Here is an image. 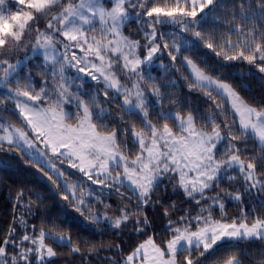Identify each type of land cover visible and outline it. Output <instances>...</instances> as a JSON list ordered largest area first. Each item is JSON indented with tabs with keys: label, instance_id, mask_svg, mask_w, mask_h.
Here are the masks:
<instances>
[{
	"label": "snow or ice",
	"instance_id": "obj_1",
	"mask_svg": "<svg viewBox=\"0 0 264 264\" xmlns=\"http://www.w3.org/2000/svg\"><path fill=\"white\" fill-rule=\"evenodd\" d=\"M14 4H26V8L16 7L13 11ZM222 6L223 0H164L162 5L158 0H0V111L7 112L8 104H13V114L19 121L17 126L0 116V149L8 145L26 155L30 163L46 168V175L52 173L49 180L54 184L59 182L58 187L65 193L63 199L71 197L75 210L82 215L87 211V218L95 224L108 221L116 229L127 227L131 217L153 204L152 196L165 179L175 181L173 189H182L198 206L202 201L212 200L196 216L188 214L175 222L169 220L165 228L169 239L157 244L149 237L135 246L123 264H204L201 258L225 240H264V219L255 217L249 225L247 213L242 211L241 217L232 223L214 220L212 210L219 208L223 216L225 205L219 196L206 195V190L222 182L221 174L227 175L229 171L242 177L243 192L251 194L255 189L258 196L264 195V179L257 175L258 169H264V106L248 104L230 84L209 75L188 57L181 62L187 71L188 88L202 91L212 101L215 110L211 115L160 111L157 119L164 123L155 124L148 118L150 104L142 86L145 77L141 65L151 64L153 56L162 49L168 50V56L175 62L188 42L185 33L195 37L193 45L200 41L217 56L223 53L226 60L242 59L264 73V0H257L255 9L251 0H241L229 23H235L238 18L242 24L229 28L227 39L217 36L215 30L207 33L198 30ZM43 21L46 24L42 30ZM250 22L252 26L247 27ZM127 23L144 26L141 30L144 45L123 35ZM157 25L179 28L166 34L158 32ZM232 35L239 39L233 42ZM33 39L35 42L31 43ZM29 43L33 53L42 55V67L52 81L51 87L45 81L37 90L31 74L20 75L23 61L16 54L27 49ZM141 47L147 50L143 59L137 54ZM116 67L128 77L131 87L121 83ZM70 68L103 83L106 99L110 90L115 92L111 99L117 102L123 94L119 107L126 114L140 116L141 128L112 126L114 119L106 120L112 114L102 105L98 94L85 99L70 92L71 79L66 75ZM151 94L158 98L157 104L162 109L166 97L160 88L153 85ZM217 97L221 103H216ZM229 115L233 117L230 122ZM220 117L224 119L217 123ZM200 119L203 125L197 127ZM222 127L227 130L224 134ZM129 135L138 147L131 158L125 154ZM120 136L125 140L121 141ZM241 138L255 141L260 152L247 163L240 155L243 149L232 143ZM49 153L52 158H62L61 163L67 161L69 167L77 169L93 184L117 192L127 186L136 199L135 211L119 208L115 218L92 212L91 187L85 191L78 181L64 183L65 173L52 159H46ZM219 155L227 159H218ZM228 179L235 178L228 175ZM230 198L242 202L241 191L230 194ZM128 200L131 204V198ZM256 202L264 211V201ZM164 215H168L167 210ZM19 223L24 226L26 222L21 219ZM149 224L145 215L142 220L134 221V230L143 234ZM58 228L55 221L47 231L42 227L36 233L33 226L32 235L26 232L19 239L15 236L16 229H10L0 244V264H50V258L57 255L51 245L79 253L84 242H73L70 235ZM225 264L242 262L232 256Z\"/></svg>",
	"mask_w": 264,
	"mask_h": 264
},
{
	"label": "trees",
	"instance_id": "obj_2",
	"mask_svg": "<svg viewBox=\"0 0 264 264\" xmlns=\"http://www.w3.org/2000/svg\"><path fill=\"white\" fill-rule=\"evenodd\" d=\"M158 2L162 5L164 0H158ZM240 2L241 0H223V6L211 13L207 21L198 30L205 33L215 30L217 36L223 35L227 39L229 28L242 24L238 18L235 23H229L233 19V12L239 10ZM251 3L253 9H255L257 0H251ZM251 26L250 22L247 27ZM142 28L144 26L140 23H127L122 32L131 40H138L141 45H144L146 41L141 35ZM178 28L179 26L161 27L157 25L158 32L163 31L166 34H171L177 31ZM245 31H247V28H245ZM184 35L188 37V42L185 45L186 50L182 48L181 55L177 57L175 62L168 56V50L162 49L153 57L151 64L141 65L145 77L142 81L144 90L152 91L154 85L159 87L161 93L166 97L162 109L159 105L149 107L148 118L153 123L158 125L164 123V121L157 119V113L160 111H178L182 115L192 111L194 115L203 114L204 117H207L215 110V105L212 101L207 100L202 91L189 90L188 81L185 80L187 71L181 67L184 57L192 59L214 78L230 84L248 104L256 107L264 106V73H260L256 67L242 59L226 60L223 53L217 56L215 51L208 49L200 41H196V44L193 45L192 41L195 40V37L188 33ZM237 39H239L237 36H231L233 42ZM216 42L219 43L220 41ZM28 50L27 48V52ZM146 52L147 50L143 47L137 50L138 55L141 57H144ZM42 65L43 60L38 55L26 59L21 65L23 71L20 75L26 77L31 74L37 90L45 81L48 82L49 87L52 86V81L46 77V70ZM177 68L180 70L177 71ZM66 75L72 81L70 92L79 93L85 99L90 95L98 94L102 105L108 108L112 114L111 117L106 118V120L114 119L115 123L112 126L118 124L120 128L127 126L131 129L132 125H136L137 130L141 128L140 116L126 114L119 107V104L123 102L122 94L119 97V102H117L111 99L115 92L110 90L109 97L106 99L103 83H98V81L90 78L74 77L72 72ZM149 76L151 79H149ZM0 94H2L1 90ZM213 95L215 94L213 93ZM171 100L176 101V103L171 104ZM216 103H221L219 97L216 98ZM8 109L7 112L0 111V116L7 122L19 126L18 118L13 114L14 105L9 103ZM71 110L75 113L74 107ZM216 115L219 116V113L217 112ZM223 119V117H220L217 123H220ZM232 119L231 115L227 117L228 122ZM169 123L171 126V122ZM202 125L203 120H198L197 127ZM109 130H111V127ZM221 131L224 134L227 130L222 127ZM235 131L238 133V129H235ZM120 139L124 141L125 137L120 136ZM232 143L243 149L240 155L246 163L251 157L260 155L257 144L253 140L241 138L232 141ZM224 147H226V142L221 146V153ZM137 151L138 147L133 144L129 135L125 154L131 158L135 156ZM226 157L219 155L217 158L224 159ZM61 159L52 158L57 167L65 173L64 183L71 184L78 181L85 191L91 187L94 193L93 198L90 200L92 212L99 214L101 217L107 214L115 218L119 215L117 211L119 208L128 207L129 210L135 211L136 199L127 186L121 187L120 192H117L115 189H110L104 185L93 184L77 169L69 167L67 161L61 163ZM46 171L48 170L41 165L30 163L29 158L15 148L5 145L3 149H0V244L12 228L16 229L15 236L19 239L26 232L32 235L33 226L36 233L42 227L47 231L52 221L59 225L58 231L70 235L73 242H84L81 244L79 253H72L68 247H56L51 245V241L46 240L57 253L55 257L50 258V264H121L122 260L135 246L147 238L153 237L157 244L162 240L169 239L170 235L165 231L169 220L175 222L181 216L188 214L196 216L201 207L207 208L212 203V200L209 199L207 202L202 201L201 205L198 206L194 200L185 196L182 189H173L175 181L169 182L168 179H165L152 196L153 204L143 207L138 216L131 217L127 227L122 226L121 229H116L105 221L100 224L93 223L87 218V211L84 215L77 212L71 197L68 200L63 199L65 193L58 187L59 182L54 184L49 180L48 175L52 173L48 172V175H46ZM221 175L222 182L218 186L214 185L213 188L206 190L208 197L219 196L225 205L223 216L219 208L212 210L213 219L232 223L234 219L238 220L241 217L242 211L247 213L249 224L253 222L255 217L264 219V211L256 202L257 199L264 201V195L258 196L255 189L251 194L243 192V179L235 171H229L227 175L223 173ZM228 175L233 176L235 179L230 181ZM257 175L260 179H264V169H258ZM237 190L241 191L242 202L230 198V194L235 195ZM120 193H123V197ZM77 195H79V189H77ZM128 198H131V204H129ZM197 199H199V196H197ZM156 201L161 203L155 204ZM165 210L168 211L167 216L164 215ZM145 215L148 217L150 224L145 228L143 234H138L134 230V221L136 219L142 220ZM21 219L26 222L24 226L19 223ZM27 243L25 242V245ZM9 253H12L11 247H9ZM232 256H235L242 264H261V262H264V240L253 239L238 242L225 240L218 243L214 250H210L209 254L201 259L204 260V264H225ZM180 259H183V257H180Z\"/></svg>",
	"mask_w": 264,
	"mask_h": 264
},
{
	"label": "rangeland",
	"instance_id": "obj_3",
	"mask_svg": "<svg viewBox=\"0 0 264 264\" xmlns=\"http://www.w3.org/2000/svg\"><path fill=\"white\" fill-rule=\"evenodd\" d=\"M105 6H106V7H109V8L111 7L110 4H106ZM16 7L26 8V4H25V5L14 4V5H13V11H15ZM45 24H46V21L44 22V24H43L42 26H40L42 30L44 29ZM33 35H34V34H33ZM123 35H124V34H123ZM124 36H126V35H124ZM126 37H127V36H126ZM129 39H130V38H129ZM130 40H131V39H130ZM133 41H134V40H133ZM34 42H35V41H34V39H33L31 43H34ZM31 43L28 44V47H27V48L29 49L28 52H27V49H21V50H19V51L17 52V54H16V58H17V59H21V60L24 62L26 59H28V58H30V57H32V56H34V55H38V56L43 60V57H42L41 54H39V53H33V52L31 51ZM78 54H79V53H78ZM137 54H138V53H137ZM157 54H158V53H156L153 57H155ZM140 58L143 59V57H141V56H140ZM13 62H14V61H13ZM121 64H122V62H121ZM147 65H149V64H147ZM115 71L117 72V74H118V76H119V78H120V80H121V83L125 84V85L128 86V87H131V82L129 81L128 77L122 73L121 68H120V67H116ZM71 72L73 73V76H74V77L90 78V79H91V77L88 76V75H86L85 73L77 72V70H76L75 68H70V69L66 72V74L69 75ZM132 79L135 80V77L133 76ZM71 82H72V81H71ZM224 83H225V82H224ZM1 91H2V90H1ZM144 91H145V90H144ZM151 93H152V91H149V92H148V91H145V94H146V97H147V99H148V101H149L150 106L158 105V104H157V99H158V98H157L156 96H153ZM122 95H123V94H122ZM122 101H123V99H122ZM37 147H40V145H37ZM46 159H52L50 153H49V155H48V157H47ZM224 159H227V157L224 158ZM55 165H56V164H55ZM56 167H57V165H56ZM118 171H121V172H122V170H120V169H118ZM113 176H115V173H113ZM65 183H66V182H65ZM105 222L109 223L108 221H105ZM223 223H226V222H223ZM249 225H250V224H249ZM147 239H148V238H147ZM147 239H146V240H147ZM45 242H46V241H45ZM46 243H47V242H46ZM48 244H49V243H48ZM26 246H30V245H28V243H27ZM124 259H125V258H124ZM124 259L122 260L121 264H123Z\"/></svg>",
	"mask_w": 264,
	"mask_h": 264
}]
</instances>
